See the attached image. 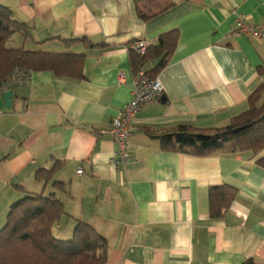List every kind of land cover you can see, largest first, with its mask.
I'll use <instances>...</instances> for the list:
<instances>
[{
    "label": "crops",
    "instance_id": "crops-1",
    "mask_svg": "<svg viewBox=\"0 0 264 264\" xmlns=\"http://www.w3.org/2000/svg\"><path fill=\"white\" fill-rule=\"evenodd\" d=\"M0 4L29 30L7 47L84 55L80 77L27 70L29 82L14 86L10 106L0 108V227L25 193L53 192L65 213L52 234L64 239L76 222L91 225L107 241L105 264H264V148L196 155L163 149L147 132L220 127L249 108V95L264 84V38L238 32L236 21L263 25L264 0ZM174 28L176 47L156 75L162 93L131 121V158L116 166L115 144L101 130L131 98L129 43L152 44ZM55 163L51 176L36 178ZM222 185L235 193L214 218L209 189Z\"/></svg>",
    "mask_w": 264,
    "mask_h": 264
},
{
    "label": "trees",
    "instance_id": "trees-1",
    "mask_svg": "<svg viewBox=\"0 0 264 264\" xmlns=\"http://www.w3.org/2000/svg\"><path fill=\"white\" fill-rule=\"evenodd\" d=\"M137 11L142 19L148 17L139 7ZM28 31L25 23L13 17L9 7L0 4V82L15 69L52 70L58 76L82 75L83 54L38 52L23 47H7V41L14 33L19 32L26 36ZM177 41L178 30L174 28L160 34L144 53L128 46L134 79L139 71H143L144 75L150 78H157V73L168 62ZM89 43L90 46H95ZM152 60H156L155 65L145 70V64ZM263 92L264 84L249 95V108L224 126L199 128L180 124L160 133L151 130L147 132L156 135L163 149L196 155L243 151L256 154L264 148V98L261 99ZM258 163L264 167V158H260ZM56 164L50 169H39L36 178L41 179L42 173L51 176L56 170ZM53 184L58 186L62 182L55 181ZM234 193V189L227 185L209 189L212 217L219 218L223 215ZM64 213L63 203L53 192L25 193L13 202L5 223L0 227V264H105L107 241L91 225L82 221L76 222L69 239L57 238L52 234L53 224ZM242 264L259 263L248 258Z\"/></svg>",
    "mask_w": 264,
    "mask_h": 264
},
{
    "label": "built area",
    "instance_id": "built-area-1",
    "mask_svg": "<svg viewBox=\"0 0 264 264\" xmlns=\"http://www.w3.org/2000/svg\"><path fill=\"white\" fill-rule=\"evenodd\" d=\"M236 28L240 33L264 38V24L260 26L251 25L245 19L239 18L236 21ZM149 44L146 40L137 38L129 46L139 53H144ZM27 82H29L27 70L15 69L11 75L0 82V91L11 90L14 86ZM161 93L162 86L158 79L145 76L143 71H139L131 88L130 100L112 118L111 126L101 130V133L108 135L115 144L116 148L111 159L114 165L124 166L129 163L131 158L130 123L145 104L160 97ZM81 171L78 169L77 173H81Z\"/></svg>",
    "mask_w": 264,
    "mask_h": 264
},
{
    "label": "water",
    "instance_id": "water-1",
    "mask_svg": "<svg viewBox=\"0 0 264 264\" xmlns=\"http://www.w3.org/2000/svg\"><path fill=\"white\" fill-rule=\"evenodd\" d=\"M12 98H13L12 90H7V91L2 92L0 94V108L2 107V105H4L5 107H9L12 101Z\"/></svg>",
    "mask_w": 264,
    "mask_h": 264
},
{
    "label": "rangeland",
    "instance_id": "rangeland-1",
    "mask_svg": "<svg viewBox=\"0 0 264 264\" xmlns=\"http://www.w3.org/2000/svg\"><path fill=\"white\" fill-rule=\"evenodd\" d=\"M9 210V209H8ZM6 213H8V211L6 212ZM7 214H5V216H6ZM3 225H1V227H2ZM71 237V235L69 236V237H65L64 239H69ZM60 238V237H59ZM61 239H63V238H61Z\"/></svg>",
    "mask_w": 264,
    "mask_h": 264
}]
</instances>
